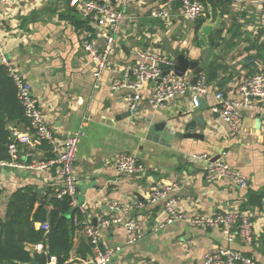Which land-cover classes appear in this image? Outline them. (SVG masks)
<instances>
[{
  "label": "crops",
  "instance_id": "1",
  "mask_svg": "<svg viewBox=\"0 0 264 264\" xmlns=\"http://www.w3.org/2000/svg\"><path fill=\"white\" fill-rule=\"evenodd\" d=\"M69 1L21 0L1 7L0 41L8 59L31 83L55 139L61 142L80 131L74 170L75 200L77 205H83L82 219L96 224L114 214L122 220L138 221L144 230L140 240L128 244L122 224L104 229L101 244L114 253L110 264H198L205 254L220 249L237 251L264 264V144L256 127L257 118L245 115L237 134L211 110L216 103L215 90H226L238 76L252 74L264 65L260 3L218 0L221 23L211 32L216 46L210 50L196 36L195 27L201 19L187 20L181 13L180 0H143L144 3L124 7L119 0H97L122 9L126 18L115 38L109 65L96 79L95 64L81 45V35L88 25ZM162 5L170 6V16L153 17V11ZM215 30L219 31L217 35ZM163 36L174 48L197 59L203 68L201 74L205 75L209 67L210 76L215 69L214 77H205L209 91L201 97L198 107L192 105L187 92L164 108H151L143 100L132 113L120 99L125 89L112 91L111 82L114 77H122L124 65L137 60L133 52L136 49L170 57L154 47ZM128 75L135 78L132 73ZM185 76L191 79L192 74L187 72ZM150 87H145L144 95ZM191 121L193 132L201 139L182 137L183 126ZM10 127L28 131V126L21 123ZM43 149L32 163L51 156ZM122 153L134 155L146 167L145 172L117 175L114 159ZM199 153H206L211 161L223 159L238 168L246 175L247 186L239 187L224 178L208 179L205 162L191 159L192 154ZM21 156L31 163L32 159ZM61 179L56 167L0 165V220L15 190L33 186L48 197ZM158 182L177 184L173 195L179 209L188 216L219 211L246 215L252 228L251 242L239 236L229 241L220 228H193L183 222L154 229L163 217L162 203L146 199ZM253 193L261 196L257 203L249 201ZM112 202L121 209L111 211ZM49 206L45 205L47 209ZM86 243L81 228L76 227L70 261L81 263L76 250Z\"/></svg>",
  "mask_w": 264,
  "mask_h": 264
},
{
  "label": "built area",
  "instance_id": "2",
  "mask_svg": "<svg viewBox=\"0 0 264 264\" xmlns=\"http://www.w3.org/2000/svg\"><path fill=\"white\" fill-rule=\"evenodd\" d=\"M21 0H0V8L20 2ZM124 7L131 3H144L143 0H119ZM240 2L241 0H234ZM261 5L260 21L264 26V0H256ZM69 5L77 8L88 25L81 35L83 51L89 55L95 64L94 77L97 79L109 65V56L114 51L115 38L122 29L126 15L122 9L113 7L107 2L97 0H70ZM182 15L190 21L205 19L208 15L207 7L203 0H180ZM171 14L170 6L162 5L153 11L152 16L167 19ZM99 41L101 43H99ZM137 60L133 64L124 65L122 77H114L110 85L112 91L125 89L121 95V101L130 112H136L143 100L151 108H164L176 98L190 93V101L193 106L198 107L201 97L207 95L209 89L204 74H200L197 83L190 84L187 76L177 77L172 72L162 76V66H173L175 60L170 56L159 54L147 49H136L133 51ZM0 65L4 67L7 75L12 80L17 94V100L23 108L24 116L28 121V131H20L10 127L13 140L8 145L9 161H1L2 166H13L24 169H47L56 167L60 176L61 184L54 188L51 196L62 199L70 198V204L76 208L73 220L78 222V216L84 213L83 205H77L75 200L76 175L74 160L78 146L79 132H74L59 142L55 139L49 129L43 111L37 98L33 95L32 85L25 78L19 68L11 62L5 54L0 41ZM129 73L134 75L130 79ZM117 75V74H116ZM147 85H151L150 92L143 94ZM215 105L212 112L219 115L232 132L240 133L242 120L249 114L260 119V137L264 144V65L256 72L249 75H240L237 81L226 90H215ZM50 153V157L32 163L36 155ZM26 159H32L31 163ZM191 159L202 160L206 164V177L210 180L224 178L239 187L247 186V177L238 168L231 166L223 159L211 161L206 153L192 154ZM114 169L117 175L132 176L142 174L146 167L138 161L134 155L119 154L114 159ZM177 184L174 182H158L152 186L146 202L162 203L163 217L157 221L154 229L163 228L175 222L187 223L193 228H220L229 241L235 236L241 237L245 242L252 240V228L246 215L235 211H219L212 214L192 213L179 209L177 198L173 195ZM110 210H120L116 202L110 204ZM124 210H127V207ZM49 208H51L49 206ZM83 235L90 245L91 253L81 260L82 264H110L114 255L113 250L103 247L101 244L102 231L115 224H122L126 233V243L131 244L140 240L144 235L140 223L134 219L122 220L120 217L110 214L98 223L92 224L85 219L79 221ZM36 228L48 229V224L36 223ZM28 248L37 254L47 255L42 242L28 245ZM72 261L68 260L66 264ZM46 264H57L55 256L50 255ZM198 264H257L251 257L242 255L233 250L220 249L214 253H207Z\"/></svg>",
  "mask_w": 264,
  "mask_h": 264
},
{
  "label": "trees",
  "instance_id": "3",
  "mask_svg": "<svg viewBox=\"0 0 264 264\" xmlns=\"http://www.w3.org/2000/svg\"><path fill=\"white\" fill-rule=\"evenodd\" d=\"M203 20L196 25V31ZM214 32L215 35L219 33L218 30ZM208 37L210 45L216 46L211 33ZM214 70L209 78L215 76ZM12 123L28 126L23 108L17 100L16 88L0 65V162L10 160L8 145L13 140L10 130ZM257 198L261 196L253 193L249 201L257 203ZM70 201L69 197H47L33 186L15 190L6 202L5 214L0 220V264H29L31 258L45 264V254H37L28 248V245L37 242H42L47 253L55 256L57 264H66L73 249L75 229L81 226L79 221L82 220L80 214L78 222L73 220L77 209L71 206ZM46 204H50L51 208L47 209ZM44 222L48 224L47 230L36 228V223ZM90 253V245L82 244L76 250V257L85 259Z\"/></svg>",
  "mask_w": 264,
  "mask_h": 264
},
{
  "label": "water",
  "instance_id": "4",
  "mask_svg": "<svg viewBox=\"0 0 264 264\" xmlns=\"http://www.w3.org/2000/svg\"><path fill=\"white\" fill-rule=\"evenodd\" d=\"M207 7L208 17L201 23L199 28L196 31V36L199 38L200 43H204L207 48H211L210 43L207 42L206 36L209 35L213 28H216L221 23V15L218 8V0H203ZM177 41V40H176ZM154 47L168 53L174 60L175 64L173 66H160L162 68V76L166 75L169 72H172L173 75L177 77H184L187 72L192 74L190 79V84L194 85L197 83L198 76L202 73L203 68L200 65L197 59L190 58L184 52L179 49L174 48L171 45V42L168 37L163 36L161 38V43L154 44ZM210 73V68H205V77L208 79ZM193 122H187L183 126L185 133L182 134L183 138H195L201 139L202 136L198 133L193 132ZM256 127H260V119L256 120ZM111 227H109L110 229ZM50 255H46V262H49ZM29 264H41L36 261L35 258H31ZM68 264H81L77 261H72Z\"/></svg>",
  "mask_w": 264,
  "mask_h": 264
}]
</instances>
